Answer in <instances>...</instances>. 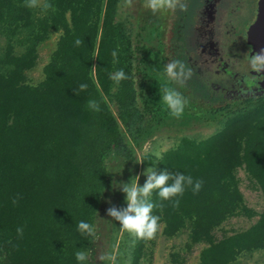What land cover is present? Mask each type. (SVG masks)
<instances>
[{
	"label": "trees",
	"instance_id": "trees-1",
	"mask_svg": "<svg viewBox=\"0 0 264 264\" xmlns=\"http://www.w3.org/2000/svg\"><path fill=\"white\" fill-rule=\"evenodd\" d=\"M49 2L54 10L29 21L22 0H0V30L13 35L24 25L36 28L19 54L6 44L2 61L9 68L0 71V264H80L75 253L86 250L91 237L81 235L77 224H93L107 181L106 161L129 152L122 129L138 143L148 128L137 105L129 36L115 20L119 0ZM52 29L62 34L45 77L27 85L23 71L34 64L36 45ZM121 69L128 79L117 86L109 77ZM81 84L88 87L76 95ZM194 95L204 107L206 98ZM92 99L101 111L88 108ZM106 99L116 104L117 115ZM257 101L214 135L184 138L159 159V172L202 181L197 193L186 186L178 208L155 193L152 198L163 205L153 214L160 216L166 236L188 226L189 243L208 244L200 264H231L243 251L264 248V209L247 231L212 239L216 226L245 209L233 174L241 160L264 194V99ZM145 244L134 238L131 264H139Z\"/></svg>",
	"mask_w": 264,
	"mask_h": 264
},
{
	"label": "rangeland",
	"instance_id": "rangeland-1",
	"mask_svg": "<svg viewBox=\"0 0 264 264\" xmlns=\"http://www.w3.org/2000/svg\"><path fill=\"white\" fill-rule=\"evenodd\" d=\"M26 10L29 21L44 14L40 9ZM151 16V10L145 7V0H132L131 6H128L125 0H119L117 4L115 20L125 27L129 36L137 105L148 121V128L138 143L131 141L122 129L129 152L127 155L113 154L106 161L107 181L92 224L96 229V239H90L86 248L90 250V256L84 264H131L134 237L122 230L119 222L107 213L109 207H127L125 194L119 187H115V182L117 185L120 182H130L132 177L139 175V184L143 185L146 180L143 175L146 168L153 167L159 172V160L155 153L159 152L161 157L165 152L176 148L184 138L205 140L219 132L229 118L259 104L258 101L236 103L228 109L212 114L190 107L185 108L180 119L170 117L166 111H162L161 84L158 81H163V77L157 64L158 54L153 55L155 36L149 24ZM35 29L33 26L24 25L13 35L0 30V71H7L9 68L2 61L6 44L9 42L14 53L19 54ZM61 34V29L49 30L47 37L36 45L35 62L23 71V83L36 86L44 79L45 65L51 59ZM106 100L112 112L117 115L116 104ZM141 159L143 162H137ZM147 159L152 163H147ZM233 174L243 196L245 209L227 216L213 229L214 241L247 231L257 223L264 209L262 187L243 160L233 169ZM188 230L186 226L175 235L166 236L163 233V223L159 221L156 238L146 241L139 264H200V253L208 244L189 243ZM231 264H264V248L243 251Z\"/></svg>",
	"mask_w": 264,
	"mask_h": 264
},
{
	"label": "flooded vegetation",
	"instance_id": "flooded-vegetation-1",
	"mask_svg": "<svg viewBox=\"0 0 264 264\" xmlns=\"http://www.w3.org/2000/svg\"><path fill=\"white\" fill-rule=\"evenodd\" d=\"M186 10L153 14L154 53L163 76L171 60L192 69L183 86L172 84L187 99L185 108L212 114L236 103L264 99L259 75L250 71V55L242 39L257 14L256 0H182ZM158 68V67H157ZM263 91V93H261ZM206 100L200 107V97ZM199 102V103H198Z\"/></svg>",
	"mask_w": 264,
	"mask_h": 264
},
{
	"label": "clouds",
	"instance_id": "clouds-1",
	"mask_svg": "<svg viewBox=\"0 0 264 264\" xmlns=\"http://www.w3.org/2000/svg\"><path fill=\"white\" fill-rule=\"evenodd\" d=\"M125 3L131 6L132 0H125ZM23 6L28 9H40L42 13L54 10V6L49 0H24ZM145 7L156 14L157 12L175 11L177 8L183 11L186 10L187 5L182 0H145ZM76 43L79 45L81 41L77 40ZM112 55L114 62H116L117 53L114 51ZM249 66L251 70L257 73L264 72V48L253 52L249 59ZM162 71L164 79L158 81L161 84L160 105L162 111H166L170 117L180 119L184 115L188 101L180 91L172 87V84L183 86L191 77L192 69L187 68L180 60H171L163 67ZM109 78L118 86L122 80L128 79V76L121 69L111 74ZM87 87V84H81L79 89L75 90L76 95H79L80 91L86 90ZM87 106L95 112L101 111L99 102L94 99L89 100ZM155 155L159 160L160 153L157 152ZM137 162H143V160ZM143 175L146 176L143 185L139 184V175L132 177L130 182H120L118 185L115 182V187H119V190L125 194L127 207L120 209L109 207L107 213L119 222L122 230L128 232L135 239L150 241L156 238L161 219L160 216L153 214V209L155 207L163 208L162 204L153 202L154 193L160 200L171 201L172 207L178 208L179 198L183 196L186 186H193V192L197 193L202 186V181L198 180L194 183L190 175L172 173L167 169L157 173L153 167L146 168ZM170 181L171 183H169ZM12 203H18V196L13 199ZM109 203L111 202L109 201ZM16 231L18 236L22 238L23 228L18 227ZM77 231L85 237L96 239V229L88 222H78ZM89 256L90 250H78L75 253V258L80 264H84Z\"/></svg>",
	"mask_w": 264,
	"mask_h": 264
},
{
	"label": "water",
	"instance_id": "water-1",
	"mask_svg": "<svg viewBox=\"0 0 264 264\" xmlns=\"http://www.w3.org/2000/svg\"><path fill=\"white\" fill-rule=\"evenodd\" d=\"M257 14L254 21L245 32L242 45L244 51L250 56L253 52L264 48V0H256ZM254 74L259 75V80L264 85V72L257 73L250 69Z\"/></svg>",
	"mask_w": 264,
	"mask_h": 264
}]
</instances>
